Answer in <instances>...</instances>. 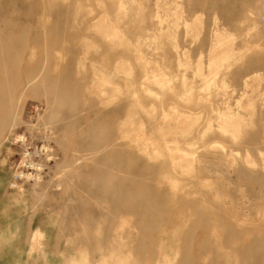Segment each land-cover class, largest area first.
Segmentation results:
<instances>
[{
  "label": "rangeland",
  "instance_id": "rangeland-1",
  "mask_svg": "<svg viewBox=\"0 0 264 264\" xmlns=\"http://www.w3.org/2000/svg\"><path fill=\"white\" fill-rule=\"evenodd\" d=\"M0 43V264H264V0H0Z\"/></svg>",
  "mask_w": 264,
  "mask_h": 264
},
{
  "label": "bare ground",
  "instance_id": "bare-ground-1",
  "mask_svg": "<svg viewBox=\"0 0 264 264\" xmlns=\"http://www.w3.org/2000/svg\"><path fill=\"white\" fill-rule=\"evenodd\" d=\"M0 48H1V43H0ZM1 61H4L1 57H0ZM12 81L10 82V78L5 74V71L3 68H0V100H3V98L5 97V94L8 92L9 93V97H11V93L13 92V86L16 84L13 80H15V78L11 79ZM31 82H26L23 84L22 88H23V92L31 87ZM23 92H21L20 96H19V100L22 97ZM9 97L7 99H5V101L7 103H9ZM9 107V106H7ZM9 114V110L8 108H0V127L3 128L5 125L9 124L8 121H10V116L7 115ZM14 118V117H13ZM12 118V120H13ZM21 176H23V174H20Z\"/></svg>",
  "mask_w": 264,
  "mask_h": 264
}]
</instances>
